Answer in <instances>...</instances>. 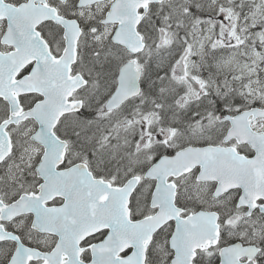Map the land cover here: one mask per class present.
Wrapping results in <instances>:
<instances>
[{
    "label": "snow or ice",
    "instance_id": "snow-or-ice-1",
    "mask_svg": "<svg viewBox=\"0 0 264 264\" xmlns=\"http://www.w3.org/2000/svg\"><path fill=\"white\" fill-rule=\"evenodd\" d=\"M0 264H264V0H0Z\"/></svg>",
    "mask_w": 264,
    "mask_h": 264
}]
</instances>
